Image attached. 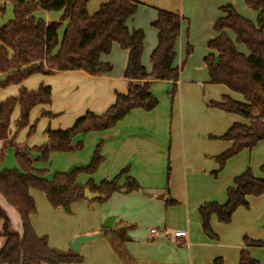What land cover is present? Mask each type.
I'll list each match as a JSON object with an SVG mask.
<instances>
[{"label":"trees","instance_id":"obj_1","mask_svg":"<svg viewBox=\"0 0 264 264\" xmlns=\"http://www.w3.org/2000/svg\"><path fill=\"white\" fill-rule=\"evenodd\" d=\"M89 1L9 0L12 19L0 25V90L18 87L15 96L0 102V143L3 149H14L17 165L16 169L0 171V196L18 214L22 230L21 235L10 232L8 219L0 209L5 239L0 249V264H80L83 260L80 254H73L70 250L64 252L51 248L46 236L35 234L30 223V216L36 213L31 190L44 193L54 209H65L72 203L85 200V188L104 195V198L94 200L100 203L116 192L127 194L141 190L137 182L127 175V168L112 180L98 185L91 180L84 186L76 183L78 175L92 176L102 164L101 144L95 147L86 167L56 173L51 180L45 178L44 172L33 168L36 159L31 157V153L47 162L51 153L81 150L82 144L75 142L79 135L110 130L135 109L151 112L158 105L150 92L154 82H172L171 102L177 93L182 65L176 67L174 61L182 17L178 13L156 9V18L150 26L157 32V44L149 56L151 69L147 72L142 65L144 32L130 30L126 26L137 11L138 1L109 0L92 15L86 9ZM243 1L256 14V21L253 23L241 17L230 4L221 6V16L212 27L215 37L207 42L208 53L203 58L208 83L224 86L241 95L245 101L239 103L224 97L219 103L208 102L207 106L248 121V124L234 121L219 138L231 142L232 146L215 157L218 169L211 173L213 177L229 159L264 140V0ZM39 12L61 15L57 20L45 21L36 17ZM113 44L127 53L123 70V78L128 81L127 92L115 94L114 103L100 115L87 112L65 130L53 131L47 127L44 130L46 141L41 146L32 149L18 147L9 133L14 109H19L15 123L19 132L28 126L29 115L34 109L48 106L52 101L50 87L40 83L36 90L30 91L23 83L31 76H54L69 71H81L93 77L106 75L112 66L102 63L101 57L110 53ZM237 46L243 47L246 54L240 53ZM186 54H190L189 48ZM57 116L50 112L41 113V117L48 119ZM33 132L34 125L29 128L28 136ZM260 172L262 177L258 178L247 168L236 176L233 186L226 190L224 204L209 202L198 207L201 229L210 239H216L210 229L211 217L214 216L220 224H229L238 208H248L247 197L264 196V166L260 167ZM122 179L123 184L119 185ZM163 198L165 206L177 205L170 199L167 189ZM107 233L118 245L126 239L127 228L115 227L106 230L105 235ZM242 242L244 249L239 253L238 264H260L246 249H264V239L244 237ZM210 264L225 263L218 257Z\"/></svg>","mask_w":264,"mask_h":264},{"label":"crops","instance_id":"obj_2","mask_svg":"<svg viewBox=\"0 0 264 264\" xmlns=\"http://www.w3.org/2000/svg\"><path fill=\"white\" fill-rule=\"evenodd\" d=\"M208 3H210L209 13H206V17L212 18L209 21L210 25L215 18L221 16L218 8L227 4L235 7V0H228L226 4L221 0H210ZM0 6L3 7L0 11L7 6L11 7L9 0H0ZM154 9L147 10L145 4L139 3L135 15L126 23L128 29H140L144 32L142 65L147 72L151 69L149 56L157 44V32L150 26L156 18V9L159 8ZM60 15V13L39 12L36 17L50 21L57 20ZM179 15L182 21L175 47L174 65L176 67H180L185 47L190 46L184 29L185 18ZM10 16L8 21L12 19V13ZM214 37L212 30L206 42ZM237 49L240 53L246 54L243 47L237 46ZM126 59L127 53L113 44L110 53L101 57L102 63L112 66L111 72L106 75L93 77L81 71H69L54 76L35 75L28 78L23 83L27 90H36L42 83L50 87L52 94L50 105L34 109L28 130L39 120H42L41 123L44 125L47 123V127L53 131L65 130L87 112L96 115L104 113L114 103L115 94L127 92L128 81L123 78ZM171 88L172 82H154L150 88V92L158 101L154 110L151 112L132 110L110 130L77 136V142L87 146L90 152H94L95 147L101 144L100 156L103 162L98 168L96 176L98 180L96 184L94 183L95 185L100 183H98L99 180L101 182L112 180L121 170L127 168V175L137 182L143 193L141 191L127 194L113 193L102 204L104 207L98 221L88 223L80 230L66 233L62 231L59 234V241L56 243L48 241L51 248L64 252L70 250L69 245L74 237L103 230V221L108 217L114 218L112 228H127L126 239L118 245L110 239V247L102 244L100 248L103 251L95 256V264H117L115 261L118 259L136 260L146 264H186L187 254L190 255L192 264H210L218 257L222 258L225 264H238L239 253L244 249L241 238L261 239L259 229L264 227V196L247 197L250 209L255 206L260 207V211L257 212L259 216H262L260 226L254 227L251 223L238 224L254 211L247 212L249 209L242 207L234 212L231 222L226 225L221 224V226L214 216L211 217L210 227L220 237V240L216 242L205 238L197 214L198 207L204 203L224 204L226 190L233 186L234 178L248 167L255 168L264 164V157L258 160L254 158L258 149L264 146L262 141L250 151H244L236 158L227 161L224 166L226 168L218 178H213L211 175L218 168L215 157L232 146L231 142L222 141L219 138L234 121L245 124H248V121L237 115L209 108L207 104L208 102L219 103L224 97L245 103L243 97L232 93L224 86L209 84L208 77L203 75L199 77L181 73L177 93L172 102L169 97ZM17 91L18 87L15 86L0 90V102L7 97L15 96ZM42 112H50L58 116L48 119L41 117ZM43 139L46 141L45 134ZM244 153H247V161L243 157ZM71 156L73 155H68V157ZM16 166L14 164L11 169H16ZM168 170L166 187L170 199L177 203L175 206H165L163 198L166 189L165 175L168 174ZM255 176L262 177V175ZM85 183V179L82 178L77 184L84 186ZM122 184L123 179L119 182V185ZM32 191L30 196L35 200ZM0 209L4 214L14 215L12 208L1 196ZM155 210L159 219H154ZM35 214L30 216V223L35 234L41 237L43 233H40L37 221L34 219ZM152 223L159 226L156 228H163L164 231L167 229L169 233L165 231L164 235L157 237V234L150 233L151 229L156 228H150L143 238L135 233L129 234L134 225L149 226ZM18 225L21 226L18 221L13 223L9 227L10 232L19 235ZM176 231H184L185 239L177 238L176 240H182L187 245H180L174 240L173 232ZM4 240H0V249ZM135 240L145 249L144 252L137 253L133 250L132 243ZM112 243L115 246H112ZM116 246H118L117 251ZM223 248L230 249L231 255L224 253ZM246 250L254 260L264 264V249L248 248Z\"/></svg>","mask_w":264,"mask_h":264},{"label":"rangeland","instance_id":"obj_3","mask_svg":"<svg viewBox=\"0 0 264 264\" xmlns=\"http://www.w3.org/2000/svg\"><path fill=\"white\" fill-rule=\"evenodd\" d=\"M107 1L109 0H90L86 5L87 13L89 15H92L93 13L97 11V9L99 8L101 4H104ZM136 1H138V3L140 4H145L147 10H149V8L150 10L151 9L155 10L154 8H159L163 10L165 9L166 11H172L174 13L177 12L184 16L185 18L184 19V29L188 36V41H189L190 46L189 47L187 46L184 49L183 58L180 64V66L182 65L181 73H183L184 75L189 74L191 76H199V77L203 75L207 77L206 66L203 61V58L208 53L207 42H206L207 36L213 30L212 29L213 23L217 19L215 18L212 21V24L210 25L209 21H211L212 18L206 17V13H209L208 9H209L210 3H208V1L210 0H136ZM221 1L224 4H226L228 0H221ZM1 6L0 8H3ZM234 8L241 17L248 19L253 23L256 21L255 13L246 7L243 0H235ZM10 13H12V8L10 6H7L4 10L0 11V25L6 23L11 18ZM188 48L190 49L189 55L186 54ZM217 95L218 94H216V96ZM33 112L34 110L29 115L28 126L19 132H17L15 128V123L19 115L18 107L14 109L11 115L9 133H10L11 139L14 138V143L18 147L24 146L29 149H32L34 147H39L45 143V140L43 139V135H44V130L47 128L48 124L46 123L44 125L43 123H41L42 120H39L35 124L34 132L30 136H28L29 122L31 120V116L33 115ZM75 142H77V139L75 140ZM256 145L254 147H256ZM82 146L83 147L81 150L75 151V152L51 153L48 157L47 162L41 161L37 154L31 153L30 154L31 157L33 159H36L33 168L37 171L44 172L45 178L47 180H51L52 176L56 173H61V174L68 173L75 169L84 168L89 164L92 158L93 152L92 151L90 152L87 146H84V144H82ZM244 151L248 152L250 150H244ZM240 153L238 154V156L240 155ZM68 155H73V156L68 157ZM236 157L237 155L231 159H234ZM243 157L245 158V161H247V157H248L247 153H244ZM261 157H264V146L260 147L254 155V158L257 160L260 159ZM72 163L74 164L72 165ZM14 164L16 165L15 159H14V149L11 147L3 149L0 143V170H11ZM261 165H264V164H260L256 166L255 168H252V167H248V168L251 169L254 175L261 176L262 175V173L260 172ZM225 168L223 167V169L216 174V177H213V178H218V176L224 171ZM97 172L98 170L92 176L93 178L83 173L78 175L76 178V183L80 182V180L84 178L86 181L85 184H87V182L90 180L96 184V180H98L96 178ZM167 177H168V174L165 175V187L167 183ZM99 182H101V180H99L98 183ZM140 191L143 193L142 189ZM32 192L34 193V197H35L34 201L36 204V214L34 216V219L37 221L40 233H43L41 236L43 235L46 236L48 241L51 240L52 243H56L57 241L60 240L59 234L62 231L66 233V232H71L74 230H80L81 228H84L86 224L91 223L96 220L98 221V218L104 207V205H102L104 204V202L100 203L94 200L92 201L82 200V201H78L76 203L71 204L68 207V211H66L65 209H54L47 201V198L44 195V193L35 191V190ZM250 208L251 207L248 206L247 209H249V211L247 212H250L251 210H254V211L251 213L249 217L243 218L242 220H240V223L238 224L241 225L244 223H247V224L251 223L254 227L260 226L262 216H259L257 214V212L260 211V207L255 206L252 209ZM12 210H13L14 215L5 214L6 218L8 219V223H9L8 227L12 226V224L16 223V221L20 222L18 214L15 212L14 209ZM154 219H159L156 210L154 214ZM18 227L20 231L19 235H21L22 233L21 226L18 225ZM156 227H159V226H156L155 223H152L149 226L134 225L130 229L131 232L129 234L135 233L138 237L143 238L146 235L147 230L149 231L150 228H156ZM156 229H159V231H162L161 233H158L156 235L157 237L160 235H164L165 231L168 232L167 229H165V231L163 230V228H156ZM210 229H211L212 234L216 236V239L215 240L210 239L208 235L202 231L205 238H207L211 242H216L218 241V239L220 240V237L217 235V233L211 227ZM176 232H179V231H176ZM181 232L184 233V231H181ZM174 233L175 232H173V234ZM259 233L262 236L260 240H263L264 239V227L262 228L260 227ZM2 234H3V220H0V240L4 239ZM108 234L109 233L97 239L95 243H93L92 245L85 244L82 247V250L80 251V255L83 258V260H82V263L80 264H95L94 263L95 256H97V254L103 251L100 248V246L102 244L103 245L105 244L106 246L108 245L110 247L111 237ZM182 239H185V237ZM242 239L243 238H241V242H242ZM174 240L180 245H187L186 243H183L182 240H179V239L176 240V238ZM132 244H133V250L135 252L137 253L144 252L145 249L142 248L140 244L138 245L137 240H135ZM93 246L95 247L90 249ZM253 249L260 250L261 248H253ZM222 251H224V253L231 255L230 249L223 248ZM125 252L127 254V250H125ZM189 257L190 255L187 254L186 264H192V261L189 259ZM116 258H119V257L116 256ZM142 260L146 261L145 259H142ZM115 262L117 264H146L145 262L139 263L136 260L128 261L127 259L126 260L118 259V261L116 260ZM71 264H76V263H71Z\"/></svg>","mask_w":264,"mask_h":264},{"label":"water","instance_id":"obj_4","mask_svg":"<svg viewBox=\"0 0 264 264\" xmlns=\"http://www.w3.org/2000/svg\"><path fill=\"white\" fill-rule=\"evenodd\" d=\"M83 197L85 200L92 201L97 198H104V195L96 193V192H90L88 188H85L83 190ZM66 211H68V208H65ZM113 217H108L103 221L102 227L103 230L89 234V235H78L72 239L69 245V249L73 254H79L80 248L89 243H93L97 239L103 237L105 235L106 230H111L113 226Z\"/></svg>","mask_w":264,"mask_h":264},{"label":"built area","instance_id":"obj_5","mask_svg":"<svg viewBox=\"0 0 264 264\" xmlns=\"http://www.w3.org/2000/svg\"><path fill=\"white\" fill-rule=\"evenodd\" d=\"M162 231H159V230H156V229H151L150 230V233L151 234H158V233H161ZM185 237V234L183 233V232H181V231H179V232H175L174 233V238H180V239H182V238H184Z\"/></svg>","mask_w":264,"mask_h":264}]
</instances>
